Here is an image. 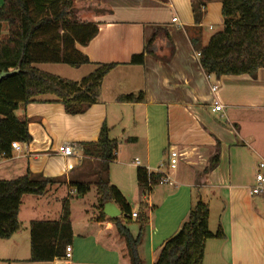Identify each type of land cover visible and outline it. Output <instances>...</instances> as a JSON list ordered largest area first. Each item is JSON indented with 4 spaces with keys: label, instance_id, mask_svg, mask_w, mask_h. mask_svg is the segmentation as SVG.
I'll use <instances>...</instances> for the list:
<instances>
[{
    "label": "crops",
    "instance_id": "1",
    "mask_svg": "<svg viewBox=\"0 0 264 264\" xmlns=\"http://www.w3.org/2000/svg\"><path fill=\"white\" fill-rule=\"evenodd\" d=\"M73 6L78 20L98 28L86 46H76L89 64L70 68L82 76L61 78L51 68L62 64L34 67L78 82L98 65L115 66L103 78L97 102L82 114H66L49 96L16 111L18 118L28 119L31 141L11 149L10 158L0 154V180L29 174L53 184L41 196L21 198L19 229L0 240V264H129L124 241L98 206L94 185L99 179L121 193L131 214L144 206L148 222L137 247L142 264L156 263L198 201L208 205L209 231L222 232L221 238L205 241L202 264H264V197L250 195L257 165L264 161V69L255 77H207L191 45L203 48L221 31V0H73ZM158 29L168 34L170 52L158 38L142 65H131ZM6 34L3 26L0 38ZM140 93V102L117 100ZM214 101L221 111L213 109ZM103 126L116 143L111 162L85 156L81 146L96 143ZM66 144L74 148L71 157L61 155ZM215 156L216 166L205 173ZM170 158L177 160L173 168ZM138 169L168 176L170 182L143 191L136 182ZM71 183L87 184L88 193H95L90 202L78 203L75 221L70 199L83 200L88 193L77 196ZM64 202L70 212L71 258L29 262V224L59 221ZM135 219L125 223L133 237Z\"/></svg>",
    "mask_w": 264,
    "mask_h": 264
},
{
    "label": "trees",
    "instance_id": "2",
    "mask_svg": "<svg viewBox=\"0 0 264 264\" xmlns=\"http://www.w3.org/2000/svg\"><path fill=\"white\" fill-rule=\"evenodd\" d=\"M223 25L220 32L199 48L191 41L199 66L209 77L222 76L255 77L264 69V0H221ZM73 0H4L0 7V31L4 26L7 34L0 38V73L17 70L0 81V154L11 157V144H27L31 137L27 130L28 119L18 118L16 111L42 96H49L61 104L68 115H79L97 102L103 78L115 66L98 65L89 75L74 82L40 71L37 64H62L77 68L89 64L76 46H86L97 34L94 23L76 18ZM163 38L170 52L168 34L158 29L143 53L132 56L131 65H142L144 53H153L156 39ZM166 59V58H165ZM121 103L143 100L122 96ZM87 157L111 162L116 155V143L109 140L103 126L96 143L81 145ZM218 157L210 159L205 173L213 169ZM160 177L148 175L144 169L136 172L140 189L148 191ZM53 184L52 179H34L29 174L10 181L0 180V240L9 239L19 229L17 220L21 198L24 195L41 196ZM98 206L114 203L122 217L112 219L116 233L124 241L129 264H142L137 247L148 218L144 206L136 214L138 233L133 237L125 223L131 210L121 193L99 179L95 185ZM77 196H84L89 185L71 183ZM102 217L103 214H101ZM208 205L198 201L191 208L187 221L181 229L162 247L155 264H202L204 243L209 239L221 238V229L212 234L208 229ZM29 262H51L64 257L65 248L72 242L68 202L62 206L57 222H31L29 224Z\"/></svg>",
    "mask_w": 264,
    "mask_h": 264
},
{
    "label": "built area",
    "instance_id": "3",
    "mask_svg": "<svg viewBox=\"0 0 264 264\" xmlns=\"http://www.w3.org/2000/svg\"><path fill=\"white\" fill-rule=\"evenodd\" d=\"M173 22H176V19L172 20ZM216 90V87L213 86L211 88V91L214 93ZM213 109L217 112L221 111V106L217 101L213 102ZM11 149L17 150L19 149V143H12L11 144ZM61 155L63 157H71L74 155V148L72 145L66 144L62 147L61 149ZM177 160L175 158H170L169 159V167L173 168L176 164ZM136 165L139 163L136 162ZM170 182L168 176H162L158 179L157 184L158 185H168ZM250 195L251 196H258V197H264V161L260 162L257 165L255 176H254V185L250 189ZM132 218H136V213L131 214ZM64 258L65 259H70L71 258V248L67 246L65 248V253H64Z\"/></svg>",
    "mask_w": 264,
    "mask_h": 264
},
{
    "label": "rangeland",
    "instance_id": "4",
    "mask_svg": "<svg viewBox=\"0 0 264 264\" xmlns=\"http://www.w3.org/2000/svg\"><path fill=\"white\" fill-rule=\"evenodd\" d=\"M42 70H45V67L41 68ZM52 70H54L56 72V74H58L59 76H61V78H80V76L78 73H76L74 70H72L69 66H60L57 68H51ZM48 70V69H47ZM52 73V72H51ZM94 190H91L85 197L83 200H81L82 198H72L71 203L73 205V220H77L79 219V214H78V208L76 210V207H78V203L82 202H87V201H91L92 199V195H94ZM77 212V213H76Z\"/></svg>",
    "mask_w": 264,
    "mask_h": 264
},
{
    "label": "water",
    "instance_id": "5",
    "mask_svg": "<svg viewBox=\"0 0 264 264\" xmlns=\"http://www.w3.org/2000/svg\"><path fill=\"white\" fill-rule=\"evenodd\" d=\"M16 72L17 70H12L9 72H1L0 81ZM103 214L110 219H115L120 216L121 212L115 207V205L112 202H106L103 204Z\"/></svg>",
    "mask_w": 264,
    "mask_h": 264
}]
</instances>
